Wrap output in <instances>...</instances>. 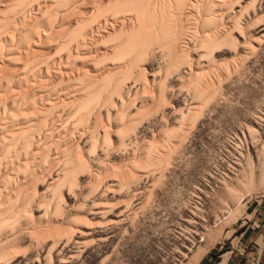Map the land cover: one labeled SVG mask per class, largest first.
Returning <instances> with one entry per match:
<instances>
[{
  "label": "rangeland",
  "instance_id": "1",
  "mask_svg": "<svg viewBox=\"0 0 264 264\" xmlns=\"http://www.w3.org/2000/svg\"><path fill=\"white\" fill-rule=\"evenodd\" d=\"M0 11V264H222L260 243L264 0Z\"/></svg>",
  "mask_w": 264,
  "mask_h": 264
},
{
  "label": "built area",
  "instance_id": "2",
  "mask_svg": "<svg viewBox=\"0 0 264 264\" xmlns=\"http://www.w3.org/2000/svg\"><path fill=\"white\" fill-rule=\"evenodd\" d=\"M256 210L258 221L255 226H259L260 243L254 240L251 242L238 240L234 247L235 256L228 255L222 264H264V208L258 207Z\"/></svg>",
  "mask_w": 264,
  "mask_h": 264
},
{
  "label": "bare ground",
  "instance_id": "3",
  "mask_svg": "<svg viewBox=\"0 0 264 264\" xmlns=\"http://www.w3.org/2000/svg\"><path fill=\"white\" fill-rule=\"evenodd\" d=\"M177 1H178V0H177ZM181 2H182V1H181ZM183 2H184V1H183ZM166 4H167V3H166ZM191 4H192V3H191ZM193 4H194V3H193ZM194 5H195V4H194ZM163 6H164V5H163ZM170 7H171V6H170ZM144 9H145V8H144ZM144 9H143V11H142L143 13H144V11H146V9H145V10H144ZM0 12H1V11H0ZM146 13H147V12H146ZM143 15H144V14H143ZM1 29H2V28H1ZM79 30H81V29H79ZM73 32H74V31H73ZM76 32H77V31H76ZM79 32H80V31H79ZM166 33H167V31H166ZM72 34H73V33H72ZM75 34H76V33H75ZM77 35H78V34H77ZM77 35H76V36H77ZM78 36H79V35H78ZM78 36H77V37H78ZM170 38H171V37H170ZM172 38H173V37H172ZM74 39H75V38H74ZM169 40H170V39H169ZM87 104H88V103H87ZM87 104H86V105H87ZM84 107H85V106H84ZM24 136H25V135H24ZM10 138H11V137H10ZM6 140H7V139H6ZM23 144H24V143H23ZM10 148H11V147H10ZM10 148H9V149H10ZM6 151H7V150H6ZM9 151H10V150H9ZM8 153H9V152H8ZM251 175H252V174H251ZM250 178H251V177H250ZM57 180H58V179H57ZM232 189H233V188H232ZM1 190H2V189H1ZM237 190H238V188H237ZM235 192H236V191H235ZM234 195H236V194H234ZM227 196H228V194H227ZM232 196H233V195H232ZM232 198H233V197H232ZM236 201H237V200H236ZM226 203H227V202H226ZM232 204H234V203H232ZM227 205H228V204H227ZM15 212H16V211H15ZM11 213H12V212H11ZM12 214H13V213H12ZM12 214H11V215H12ZM14 215L17 217L16 214H14ZM14 215H13V216H14ZM13 216H11V217H13ZM9 217H10V216H9ZM1 218H3V217H1ZM8 219H9V218H8ZM11 219H12V218H11ZM13 219H14V217H13ZM15 219H16V218H15ZM4 220H5V218H4ZM18 220H19V219H18ZM5 221H6V220H5ZM5 221H4V223H6ZM13 221H14V220H13ZM15 221H16V220H15ZM2 222H3V221H2ZM11 222H12V220H11ZM0 224H1V222H0ZM0 226H1V225H0ZM83 233H84V232H83ZM259 239H260V238H259ZM82 244H83V243H82ZM1 245H2V244H1ZM210 245H211V244H210ZM203 253H204V252H203ZM201 255H202V254H199V255H196V256L191 257V259L189 260V262H188L187 264H197V262H198V260L200 259Z\"/></svg>",
  "mask_w": 264,
  "mask_h": 264
},
{
  "label": "crops",
  "instance_id": "4",
  "mask_svg": "<svg viewBox=\"0 0 264 264\" xmlns=\"http://www.w3.org/2000/svg\"><path fill=\"white\" fill-rule=\"evenodd\" d=\"M257 218V217H256ZM218 264V263H217Z\"/></svg>",
  "mask_w": 264,
  "mask_h": 264
}]
</instances>
